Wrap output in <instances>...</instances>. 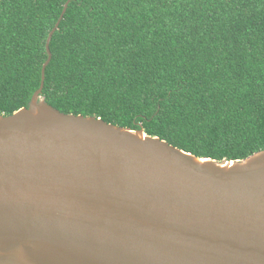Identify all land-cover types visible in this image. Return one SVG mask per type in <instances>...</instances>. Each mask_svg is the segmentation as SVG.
Returning <instances> with one entry per match:
<instances>
[{
    "label": "water",
    "instance_id": "water-1",
    "mask_svg": "<svg viewBox=\"0 0 264 264\" xmlns=\"http://www.w3.org/2000/svg\"><path fill=\"white\" fill-rule=\"evenodd\" d=\"M0 116V264H264V150L199 158L63 114L41 95Z\"/></svg>",
    "mask_w": 264,
    "mask_h": 264
},
{
    "label": "trees",
    "instance_id": "trees-1",
    "mask_svg": "<svg viewBox=\"0 0 264 264\" xmlns=\"http://www.w3.org/2000/svg\"><path fill=\"white\" fill-rule=\"evenodd\" d=\"M67 0H0V116L28 108ZM42 96L199 158L264 150V0H71Z\"/></svg>",
    "mask_w": 264,
    "mask_h": 264
}]
</instances>
